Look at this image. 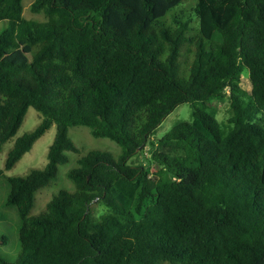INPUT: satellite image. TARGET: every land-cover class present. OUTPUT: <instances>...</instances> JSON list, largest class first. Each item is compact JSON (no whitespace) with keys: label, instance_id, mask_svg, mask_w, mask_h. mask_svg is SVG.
Masks as SVG:
<instances>
[{"label":"trees","instance_id":"trees-1","mask_svg":"<svg viewBox=\"0 0 264 264\" xmlns=\"http://www.w3.org/2000/svg\"><path fill=\"white\" fill-rule=\"evenodd\" d=\"M22 1L0 0V151L29 107L40 121L3 169L52 125L55 137L42 170L0 169L20 247L0 264H264V0H34L41 19L25 18ZM225 93L218 122L210 103ZM182 103L192 121L148 145ZM74 126L120 153L77 157L72 191L30 215L78 152ZM146 149L147 165L129 162Z\"/></svg>","mask_w":264,"mask_h":264},{"label":"rangeland","instance_id":"rangeland-1","mask_svg":"<svg viewBox=\"0 0 264 264\" xmlns=\"http://www.w3.org/2000/svg\"><path fill=\"white\" fill-rule=\"evenodd\" d=\"M34 0H23V16L27 19H41L40 15H36L31 12L30 6ZM189 3L188 6H191ZM195 20V19H194ZM193 20L192 25L196 26ZM7 21H0V31L6 27ZM242 88L246 94L251 90V85L248 79V72L244 70L242 72ZM245 99H247L245 97ZM210 110H214V116L218 122H223L228 116L229 100L227 93L225 97L220 100H212ZM39 113L32 107H29L25 113L24 119L16 134L6 142L0 151V169L4 168V161L6 158L7 151L12 147L13 142L32 130H34L39 124L40 117ZM180 121H192V110L189 103H182L178 105L168 116H166L160 125H158L152 133L149 135L147 144L151 141L166 135L170 129ZM55 137V126L52 125L50 128L38 138L31 149L26 152L16 163L9 169H3L4 177H24L34 169L42 170L47 164V152L49 147L52 145ZM68 137L73 142L78 152H67L69 161L58 167V173L56 181L51 185L41 189L35 194L34 206L30 211V215H36L40 213L46 203L54 196L60 189L72 191V184L65 176V173L73 167H76L75 163L77 157L85 155L91 150H100L111 153L113 156H117L120 153V147L109 139L105 138H94L91 136L90 131L87 127L74 126L68 130ZM148 149L142 153L134 155L130 159V163L134 165L148 164L149 158ZM8 191V186L3 178L0 179V257L8 263H12L17 258L19 253V241H18V228L19 219L14 208L6 207L4 205L5 197ZM104 212L102 205H96L93 208L94 215H100Z\"/></svg>","mask_w":264,"mask_h":264}]
</instances>
